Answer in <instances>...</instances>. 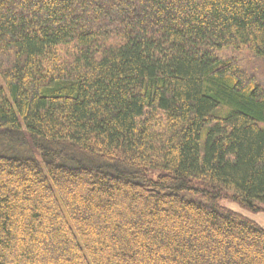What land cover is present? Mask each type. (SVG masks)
<instances>
[{
  "label": "trees",
  "instance_id": "obj_1",
  "mask_svg": "<svg viewBox=\"0 0 264 264\" xmlns=\"http://www.w3.org/2000/svg\"><path fill=\"white\" fill-rule=\"evenodd\" d=\"M258 72L264 0H0V264H264Z\"/></svg>",
  "mask_w": 264,
  "mask_h": 264
},
{
  "label": "rangeland",
  "instance_id": "obj_2",
  "mask_svg": "<svg viewBox=\"0 0 264 264\" xmlns=\"http://www.w3.org/2000/svg\"><path fill=\"white\" fill-rule=\"evenodd\" d=\"M248 63L250 65L244 63L243 66L244 67L249 66L252 69L256 70V68L252 65V62H248ZM258 79L261 80L262 82H264V78H262V73H259ZM2 152L12 153V154H20V153L24 152V147L22 145L14 144L11 141H9L3 137H0V153H2ZM223 203L226 206L231 207L232 209L237 210V211L247 215L248 217L252 218L253 220L257 221L259 224L264 226V206H262L263 209L261 211L253 212V211L247 210L246 208H244L243 206L234 202L231 199H225V200H223Z\"/></svg>",
  "mask_w": 264,
  "mask_h": 264
}]
</instances>
